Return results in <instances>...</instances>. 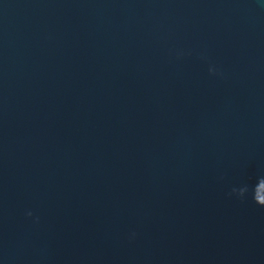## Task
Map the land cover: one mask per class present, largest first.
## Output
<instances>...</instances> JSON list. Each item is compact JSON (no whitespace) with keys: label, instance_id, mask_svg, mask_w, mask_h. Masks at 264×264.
I'll use <instances>...</instances> for the list:
<instances>
[{"label":"water","instance_id":"1","mask_svg":"<svg viewBox=\"0 0 264 264\" xmlns=\"http://www.w3.org/2000/svg\"><path fill=\"white\" fill-rule=\"evenodd\" d=\"M0 264H264V0H0Z\"/></svg>","mask_w":264,"mask_h":264}]
</instances>
